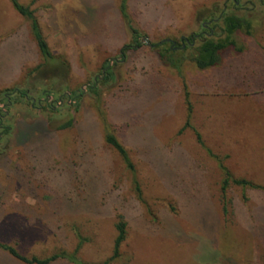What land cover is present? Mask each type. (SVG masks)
<instances>
[{"label": "rangeland", "instance_id": "obj_1", "mask_svg": "<svg viewBox=\"0 0 264 264\" xmlns=\"http://www.w3.org/2000/svg\"><path fill=\"white\" fill-rule=\"evenodd\" d=\"M120 1L17 0L43 55L30 19L0 0V94L12 97H0V243L43 258L71 254L80 236L75 260L51 264H96L122 218L110 264H264V192L223 194L219 165L264 185V0H126L135 34ZM223 12L251 33L235 31L243 49H224L218 65L189 59L199 37L179 72L150 47L180 46L204 22L224 36ZM0 264L27 263L0 247Z\"/></svg>", "mask_w": 264, "mask_h": 264}, {"label": "trees", "instance_id": "obj_2", "mask_svg": "<svg viewBox=\"0 0 264 264\" xmlns=\"http://www.w3.org/2000/svg\"><path fill=\"white\" fill-rule=\"evenodd\" d=\"M10 1L20 14L30 19L31 29L37 39V43L41 49L42 54L49 55V51L46 47V44L40 36L39 25H38L36 17L33 15L32 10L20 5L17 2V0H10ZM125 2L126 0L120 1V6H119L120 14L123 17V19L126 21V24L128 25V28L131 30V33L135 34L136 29L130 26L129 15H128V12L126 11ZM218 18L221 19L223 22L222 32L224 33V36H218L217 38H215L214 37L215 32H213L212 30L213 28L209 29L207 26L203 25V24H207V22H204L203 24H201L202 30L196 34L197 37H199L200 42L195 47V52L189 59L193 61L195 66L199 69L208 68V67H212V66L220 64L222 61V51L228 47L233 46L234 48H236L238 52L242 51L243 48L238 47L236 45L235 40L232 38V34L235 31L239 29H244L246 34L251 33L250 31L251 23L249 20H247L244 17L237 16L235 14H225L223 12ZM210 21H212V19H209V22ZM191 41L192 40H191V35H190L188 37V42L185 44L183 43L184 44L183 48H181L182 45L176 46L174 42L168 43L165 40L161 42H153L150 44V47L157 52L158 57L162 61H165L168 65L175 68L177 72H179L181 68V64L186 59V56L184 55V48L191 45L190 44ZM134 42L135 44H139V41L137 40H135ZM135 44H129V43L124 44L119 51V56L121 58H124L125 52L128 49L136 47ZM161 45L163 46L161 47ZM109 74H110V70L108 68L107 71H105V75L107 76ZM94 84H95V81H93L91 88L94 87ZM0 97L7 104H10L12 102V97L10 96V94H7V95L0 94ZM188 125H189V119L186 121L184 126H188ZM195 134H196L197 141L203 146V142L201 140L200 134L198 132H195ZM105 141L114 150H116L120 155L122 156L126 155V150L121 145V143L116 139V137H114L111 134H107L105 136ZM219 165L223 172V177H222L221 186H220L221 192L223 194L232 185L240 186L242 188H253V189H257V190L264 192V185L254 183L245 178L233 177L232 174L222 164L221 161ZM128 166L131 170H133L132 164L128 163ZM134 183H135V190L137 194L140 196L141 191L139 188V184L136 180H134ZM115 229H116V236L113 240V248H112L111 254L96 264H110L114 262L120 256V245L122 244L126 236V222L122 218L118 219L115 223ZM78 237L79 238H78V243L76 245V248L71 254L61 251V252L53 253L43 258H39L36 256L27 257L24 255H21L15 248L5 245V244L0 243V247L5 250H8V252L11 255H13L14 257H16L17 259H19L20 261L24 263L51 264L60 259H67L71 261L75 260V254L77 250L79 249V247L81 246L82 241H83V238H81L80 236ZM76 263L82 264L79 261H76Z\"/></svg>", "mask_w": 264, "mask_h": 264}, {"label": "flooded vegetation", "instance_id": "obj_3", "mask_svg": "<svg viewBox=\"0 0 264 264\" xmlns=\"http://www.w3.org/2000/svg\"><path fill=\"white\" fill-rule=\"evenodd\" d=\"M207 23H208V22H207ZM203 25L209 27L207 24H203ZM196 37H197L196 34H191V40H192V41H191L190 44H193V43H194ZM181 39L184 41V44L188 42V37H182ZM169 42H172V43H173L174 41L169 40ZM184 44H182L183 47H184ZM182 46H181V48H183ZM45 97H46V99H49L50 96L46 94ZM55 102H56L57 104H59V103L61 102V98H58Z\"/></svg>", "mask_w": 264, "mask_h": 264}, {"label": "water", "instance_id": "obj_4", "mask_svg": "<svg viewBox=\"0 0 264 264\" xmlns=\"http://www.w3.org/2000/svg\"><path fill=\"white\" fill-rule=\"evenodd\" d=\"M170 39H166V41H169ZM183 47V46H182Z\"/></svg>", "mask_w": 264, "mask_h": 264}]
</instances>
